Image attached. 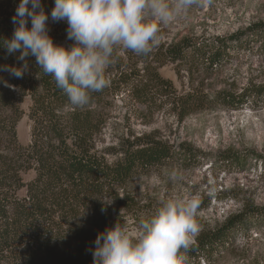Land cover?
Here are the masks:
<instances>
[{
	"label": "rangeland",
	"instance_id": "1",
	"mask_svg": "<svg viewBox=\"0 0 264 264\" xmlns=\"http://www.w3.org/2000/svg\"><path fill=\"white\" fill-rule=\"evenodd\" d=\"M41 3L50 14L54 0ZM262 20L264 0H200L186 16L160 26V42L151 54L138 56L117 49L115 62L106 70L109 94L100 104H91L99 111L102 123L94 136L95 149L113 161L122 140L151 134L173 146L190 145L204 156L186 163L174 160L133 177L110 194L90 198L73 216L51 225L42 239L61 253L82 251L92 256L95 240L79 243V230L91 232L102 224L104 231L117 225L135 236L140 221L155 212L161 199H199L198 235L215 229L249 205H264V95L257 104L236 110L222 108L214 101L182 120L175 102V96L192 90L211 100L220 92L238 93L252 84H264V51L252 43L244 44L212 74L184 69L161 53L183 38H226ZM67 27L66 21L49 19V35L55 44L72 45ZM154 76L167 80L170 89L155 87L149 81ZM30 104V98L25 97L20 105L23 116L15 127L17 141L24 146L31 138ZM0 138V148L6 149L7 136L0 132ZM229 153L246 156L240 163L224 161L222 157ZM254 154L261 155L263 161ZM34 174L29 170L21 176L26 182ZM23 194L24 189L19 192ZM247 225L219 257L192 264H264V223ZM0 264L12 262L4 259Z\"/></svg>",
	"mask_w": 264,
	"mask_h": 264
},
{
	"label": "trees",
	"instance_id": "2",
	"mask_svg": "<svg viewBox=\"0 0 264 264\" xmlns=\"http://www.w3.org/2000/svg\"><path fill=\"white\" fill-rule=\"evenodd\" d=\"M19 2L0 0V39L11 38L15 27L12 17ZM30 23L29 20V27ZM251 43L264 51V20L226 38H183L161 53L184 69L212 74L230 60L236 48ZM16 55H8L0 45V66H19L22 62ZM27 61L29 71L22 79L0 71V132L7 136V148H0V261L92 264V256L82 251L61 253L42 237L57 220L73 216L90 198L110 194L133 177L174 160L186 163L204 155L190 145L173 146L154 135L144 134L122 140L115 152L117 157L109 161L94 147V136L102 123L99 111L91 108V104H100L108 96L111 85L92 93L87 106L72 108L53 78L36 66L35 57H28ZM149 81L160 89L171 87L159 76ZM263 95L264 84H252L238 93L220 92L211 100L202 92L192 90L175 96V102L182 120L214 101L222 108L236 110L257 104ZM27 96L31 101L28 116L32 127L30 142L24 146L17 141L15 127L23 116L20 105ZM244 155L229 153L222 159L240 163ZM254 157L263 161L259 154ZM29 170L35 174L25 182L21 173ZM22 189L24 194L20 196ZM249 223L252 226L264 223V205H249L215 229L201 232L189 250H181L180 254L186 257L184 264L216 259L230 247L234 235L244 232ZM101 225L91 232L79 230L78 242L95 240L103 231Z\"/></svg>",
	"mask_w": 264,
	"mask_h": 264
},
{
	"label": "clouds",
	"instance_id": "3",
	"mask_svg": "<svg viewBox=\"0 0 264 264\" xmlns=\"http://www.w3.org/2000/svg\"><path fill=\"white\" fill-rule=\"evenodd\" d=\"M200 0H54L50 14L41 0H20L12 17L11 38L0 39L8 55L22 63L0 66V71L22 79L29 71L28 57L51 76L72 108H82L91 94L109 86L106 70L117 49L138 56L159 45L160 26L183 16ZM66 21L70 47L55 44L48 23ZM30 20V27L28 21ZM200 200L161 199L155 212L142 219L135 236L115 225L98 233L92 264H184L181 255L200 232L196 219Z\"/></svg>",
	"mask_w": 264,
	"mask_h": 264
}]
</instances>
